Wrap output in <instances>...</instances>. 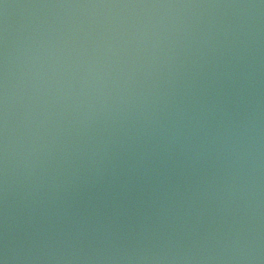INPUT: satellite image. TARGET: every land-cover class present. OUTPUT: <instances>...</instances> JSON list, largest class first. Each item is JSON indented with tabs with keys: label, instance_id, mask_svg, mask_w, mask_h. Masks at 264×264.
Returning <instances> with one entry per match:
<instances>
[{
	"label": "water",
	"instance_id": "water-1",
	"mask_svg": "<svg viewBox=\"0 0 264 264\" xmlns=\"http://www.w3.org/2000/svg\"><path fill=\"white\" fill-rule=\"evenodd\" d=\"M0 264H264V0H0Z\"/></svg>",
	"mask_w": 264,
	"mask_h": 264
}]
</instances>
